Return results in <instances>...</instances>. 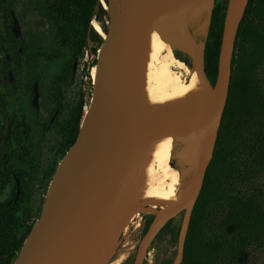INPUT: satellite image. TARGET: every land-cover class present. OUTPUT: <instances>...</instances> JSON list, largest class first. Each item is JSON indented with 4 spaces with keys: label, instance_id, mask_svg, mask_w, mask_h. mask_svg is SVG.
I'll use <instances>...</instances> for the list:
<instances>
[{
    "label": "water",
    "instance_id": "95a60500",
    "mask_svg": "<svg viewBox=\"0 0 264 264\" xmlns=\"http://www.w3.org/2000/svg\"><path fill=\"white\" fill-rule=\"evenodd\" d=\"M102 1L109 19L97 52L100 78L89 113L83 116L76 140L55 172L41 215L11 264H108L133 217L149 212L156 217L140 242L134 262L140 264L149 241L168 220L184 211L178 256L173 262L182 264L190 220L214 157L229 97L236 40L250 0L228 1L214 83L205 70L206 44L193 36L188 21L209 10L210 25L215 0H108V7ZM98 12L99 3L95 14ZM148 12L175 50L198 66L214 95L149 111L143 95L138 37L140 20ZM11 14L18 37L19 19L14 10ZM88 40L91 48L94 43ZM38 96L36 84L35 101ZM192 124L199 126L187 133L200 141L195 148L199 158L190 195L170 208L139 204L140 173L156 136L165 129ZM19 191L18 183L17 195ZM108 216L110 226L105 228L101 223ZM96 235L102 238L98 255L85 253V244Z\"/></svg>",
    "mask_w": 264,
    "mask_h": 264
},
{
    "label": "trees",
    "instance_id": "16d2710c",
    "mask_svg": "<svg viewBox=\"0 0 264 264\" xmlns=\"http://www.w3.org/2000/svg\"><path fill=\"white\" fill-rule=\"evenodd\" d=\"M108 5V0H105ZM99 3V12L95 8ZM43 13L58 22L53 45H31L10 29L8 2L0 11L6 28H0V79L7 76L10 60L27 56L29 61L52 62L62 52L67 60L60 72L63 79L78 54L85 48L97 52L102 37L91 22L109 19L102 0H42ZM226 7L214 10L205 49V70L214 83L218 76ZM108 26V25H107ZM107 26H103L104 32ZM94 45L89 48V40ZM22 46V52L18 51ZM179 56L189 58L177 51ZM264 0H250L240 25L227 106L218 141L203 189L194 207L186 238L182 264H243L246 255L264 249ZM2 83V82H0ZM0 84V94L6 92ZM81 95L73 109L72 133L67 148L76 140L84 116ZM5 165L0 169V185L9 182ZM53 175L48 173L47 179ZM29 196L25 184L19 196L0 204V264H11L20 252L33 225L26 224Z\"/></svg>",
    "mask_w": 264,
    "mask_h": 264
},
{
    "label": "rangeland",
    "instance_id": "374dc122",
    "mask_svg": "<svg viewBox=\"0 0 264 264\" xmlns=\"http://www.w3.org/2000/svg\"><path fill=\"white\" fill-rule=\"evenodd\" d=\"M10 1L14 5L20 19L23 39L31 45H53L58 29V22L54 19L48 18L43 13L42 0ZM228 1L229 0H215L212 15L219 5L221 7H226L227 9ZM209 19L210 12L209 10H205L193 15L188 21V26L193 36L197 38V40L204 41L205 44L208 41L209 35ZM0 22L1 26L4 27L5 23L2 12L0 13ZM93 22L99 23L101 27L107 26L108 17L104 16L102 21L93 18L92 23ZM92 26L94 27V24ZM97 52L89 51L86 48L82 50L73 62V66L69 68L66 76L58 81L56 80L55 74L63 69L67 60V53L62 52L61 56L54 59L52 62H45L40 59L35 64L27 61L26 55L21 57L15 56L14 60L24 62L20 65V68L17 69L18 66L15 65V68L12 70L15 77V83H17L18 86L21 87L28 84V93L24 91L25 94H28L26 97L31 98V86L33 80L37 79L39 81L41 95L40 103L37 108L31 106L33 111L36 113L39 112L40 122L48 120L49 115H53L55 110L59 109V113L56 116V122L61 125L67 123L70 110L76 106L81 95L84 97L85 112L91 102L95 88L92 78V70L97 61ZM3 57L4 54H0V59ZM171 58L176 71H179L181 75L183 74V78L189 80V72L194 65L192 59L190 57L185 58L179 56L177 52L172 51ZM3 78L7 77L5 76ZM22 78H26L27 80L22 81ZM0 82H2L0 84L4 90V86L8 85V81L0 80ZM4 93L5 92H2V94ZM2 94H0V106L5 108L9 101L8 98H2ZM2 120L3 114L0 109V123ZM60 138V132L43 133L41 128H38L31 133L33 144L32 157L39 165V168L35 178L31 179L29 175L24 176V184L26 186L27 195L29 196V214L27 215L26 221L27 226L33 225L41 215L55 172L70 148L62 149L60 147ZM199 141L200 138L198 136L188 133L176 137L173 159L178 170L172 169L169 171L176 182L170 178L169 180L170 182L172 181L175 191H177L178 201L186 198L187 189L193 184V175L199 158L198 152H196L195 148L198 146ZM50 166L55 167L53 175L50 179H47L46 176H44V172ZM31 169L32 167H30V170ZM262 176L264 178V174ZM8 179V184L4 188H0V204L8 201L16 192V180L14 175H9ZM143 203H149L157 207L166 205L163 201L152 203L147 201ZM183 215L184 211L168 220L159 229L156 235L149 241L147 250L142 257L140 264H173L178 256L179 232ZM155 217L156 215L149 212H140L139 215H136L134 220L125 228L118 250L108 264H133L140 242ZM242 263L264 264V249L259 248L251 250Z\"/></svg>",
    "mask_w": 264,
    "mask_h": 264
},
{
    "label": "bare ground",
    "instance_id": "6f19581e",
    "mask_svg": "<svg viewBox=\"0 0 264 264\" xmlns=\"http://www.w3.org/2000/svg\"><path fill=\"white\" fill-rule=\"evenodd\" d=\"M106 7H108L107 4ZM92 24H94V28L101 36H105V32L99 23L93 22ZM138 37L141 50L143 95L151 113L174 104L215 94V91L207 85L201 76L198 66L193 65L192 70L189 72V80L183 78V74L181 75L179 71H176L172 62L171 51H177L169 39L162 34L157 20L151 12L142 16ZM92 78L94 85L97 84L100 76L96 72V65L93 66ZM88 113L89 105L84 112V117ZM198 126L192 124L186 127L165 129L156 136L146 162L141 169L139 204L147 201L150 203L163 201L166 205L162 207L170 208L177 206L188 198L191 188L187 189L186 198L178 201L177 191H175L174 185L169 178L174 180V182L176 180L169 171L172 169L178 170L173 159L176 137L193 131ZM203 136L207 140V136ZM61 174L62 170H60ZM101 225L105 228L109 227L110 217H106ZM101 241L102 238L99 235L91 238L84 246L85 253L98 255Z\"/></svg>",
    "mask_w": 264,
    "mask_h": 264
},
{
    "label": "flooded vegetation",
    "instance_id": "af4514ba",
    "mask_svg": "<svg viewBox=\"0 0 264 264\" xmlns=\"http://www.w3.org/2000/svg\"><path fill=\"white\" fill-rule=\"evenodd\" d=\"M1 2L3 3L8 2V4L11 5V7L9 8V13L11 17H12L11 11L14 10L17 18L19 19L17 12L14 8V5L12 4L10 0H1ZM1 12L3 13V11H0V13ZM4 23H5V20H4ZM19 24L21 28L20 19H19ZM0 28L5 29L6 23L4 24V27H2L1 22H0ZM10 29L15 35L13 31V17H12V23L10 25ZM19 37L23 38L22 28H21L20 36H18V38ZM18 51L22 52V46H19ZM7 58L9 59L8 67L6 70L7 78L0 79L3 81H8V85L4 86L5 88L4 90L6 92L2 94L1 96L2 98H8V101H9V103L7 104V107L5 106V108H2L0 106V109L2 110V114H3V120L0 123V169L3 165H5L8 171V175L9 174L11 176L14 175V178L16 180L15 194L16 196H19L21 192V187L24 185V176L29 175L31 179L35 178L37 170L39 168V165L36 163V161H34L32 157L33 144L31 140V133L38 128H41V131H43V133L60 132L61 133L60 147L62 149L67 148L66 146L70 140L71 133H72L71 114H72L73 109L76 106L72 110H70L69 120L67 123H64L61 125L56 122V116L59 113V109H56L53 115L51 116L49 115L48 120L40 122L39 112L36 113L35 111H33V108H32V106H34V108H37L40 103L41 95H40L39 81L37 79L33 80V83L31 86L32 87L31 88V98L26 97L28 96V94H25L24 91L28 93V86H27L28 84L26 86H21V87L18 86L17 83H15V77H14L13 70H12L13 68H15V65L18 66L17 69L20 68L21 67L20 65H22L24 62L22 61L20 62L17 60H13V61L10 60L9 54H7ZM26 59H27V56H26ZM27 61L29 60L27 59ZM30 62L33 64L36 63L33 61H30ZM26 80H27L26 78H22V81H26ZM56 80L58 81L59 79L56 78ZM36 84H37L38 94H39L37 101H35L34 99ZM22 91L24 94L22 93ZM29 140H30V143H29ZM30 167H32L31 170H30ZM54 167L55 166H50L45 170L44 176H46V178L48 177L47 176L48 173L54 170ZM18 183L20 185V191H19V194L17 195ZM5 186L0 185V188H4ZM13 196L8 201H10L13 198ZM134 262H135V259L133 260V264Z\"/></svg>",
    "mask_w": 264,
    "mask_h": 264
},
{
    "label": "built area",
    "instance_id": "2783aa9c",
    "mask_svg": "<svg viewBox=\"0 0 264 264\" xmlns=\"http://www.w3.org/2000/svg\"><path fill=\"white\" fill-rule=\"evenodd\" d=\"M140 213H138L137 215H139ZM135 217H133L132 221L134 220Z\"/></svg>",
    "mask_w": 264,
    "mask_h": 264
}]
</instances>
